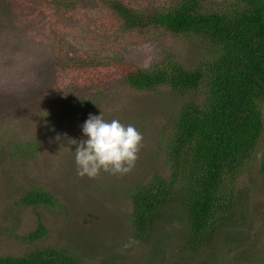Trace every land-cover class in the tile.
Wrapping results in <instances>:
<instances>
[{
	"label": "rangeland",
	"instance_id": "obj_1",
	"mask_svg": "<svg viewBox=\"0 0 264 264\" xmlns=\"http://www.w3.org/2000/svg\"><path fill=\"white\" fill-rule=\"evenodd\" d=\"M105 1L0 0V146L19 130L24 139L34 138L39 147L21 173L16 170L14 175H3L14 169L10 162L0 160V256H18L32 248L17 239L36 226L35 210L17 206L18 190L31 185L50 191L60 204L55 212L38 209L48 235L36 245L69 249L83 264H95L100 256L112 255H119L123 264H139L150 249L131 243L123 247L127 236L123 235L124 216L130 207L114 192L131 180L148 178L152 165L153 170L168 176L163 158L152 157L160 133L182 99L166 88L154 93L128 89L115 65L121 59L129 66L151 69L170 54L190 68L198 51L188 40L163 31L124 30L108 12ZM156 3L158 0L136 1L148 10ZM63 52L60 60L66 61L60 64L57 58ZM82 59L92 63L85 74L74 72L71 66ZM93 102L88 110L86 104ZM90 114L131 124L142 134L131 172H101L94 179L77 175L75 145L69 141L85 139L82 125ZM259 152L264 153V132ZM257 163L254 161L238 181L248 188L247 209L237 225L240 231L224 244L231 257L241 255L238 264L264 261V185ZM172 224L170 231L181 227L176 220ZM126 247L131 249L125 252Z\"/></svg>",
	"mask_w": 264,
	"mask_h": 264
},
{
	"label": "trees",
	"instance_id": "obj_2",
	"mask_svg": "<svg viewBox=\"0 0 264 264\" xmlns=\"http://www.w3.org/2000/svg\"><path fill=\"white\" fill-rule=\"evenodd\" d=\"M136 1L105 3L124 30L163 31L188 40L198 56L190 68L170 54L151 69L116 62L128 89L154 93L166 88L182 99L152 157L163 158L168 176L152 165L148 178L131 180L114 192L130 207L124 216L123 247H150L139 264H238L241 255L231 257L224 244L240 231L248 188L238 181L254 161L264 185V153L259 152L264 132V0H158L150 10ZM84 60L71 64L74 72L85 74L92 63ZM94 104L87 103L88 110ZM17 132L0 146L1 163L8 161L14 169L3 175L21 173L39 152L34 138ZM10 186L18 190L15 183ZM18 193L17 206L32 208L37 216L34 229L17 238L32 248L18 256H0V264H83L69 249L36 245L48 235L38 209L57 211L55 195L37 185ZM173 220L181 227L170 231ZM118 256H100L95 264H123Z\"/></svg>",
	"mask_w": 264,
	"mask_h": 264
},
{
	"label": "clouds",
	"instance_id": "obj_3",
	"mask_svg": "<svg viewBox=\"0 0 264 264\" xmlns=\"http://www.w3.org/2000/svg\"><path fill=\"white\" fill-rule=\"evenodd\" d=\"M85 139L75 145L74 162L77 175L94 179L101 172L125 175L131 172L138 159L143 136L135 126L119 120L106 121L102 115H89L82 125ZM59 139V137H57Z\"/></svg>",
	"mask_w": 264,
	"mask_h": 264
}]
</instances>
